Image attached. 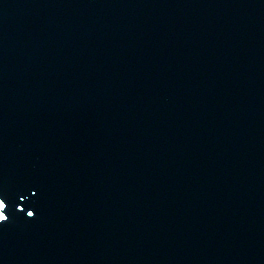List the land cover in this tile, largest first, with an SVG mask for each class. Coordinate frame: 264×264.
<instances>
[{"label":"water","instance_id":"95a60500","mask_svg":"<svg viewBox=\"0 0 264 264\" xmlns=\"http://www.w3.org/2000/svg\"><path fill=\"white\" fill-rule=\"evenodd\" d=\"M0 196V264H264V0H0Z\"/></svg>","mask_w":264,"mask_h":264},{"label":"snow or ice","instance_id":"6c2138e0","mask_svg":"<svg viewBox=\"0 0 264 264\" xmlns=\"http://www.w3.org/2000/svg\"><path fill=\"white\" fill-rule=\"evenodd\" d=\"M21 199H23V197H21ZM7 207H8V205H7L6 201H5V199L3 198V196H0V221H5V220H7L9 218L8 217V213L6 212ZM19 207L21 209H23L24 205L21 204V205H19ZM28 215L29 216H33V215H35V213L32 212V211H29Z\"/></svg>","mask_w":264,"mask_h":264}]
</instances>
